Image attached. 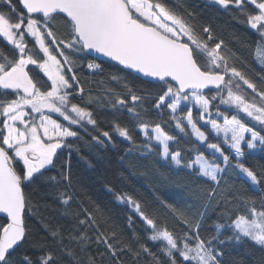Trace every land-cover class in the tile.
I'll use <instances>...</instances> for the list:
<instances>
[{
  "label": "snow or ice",
  "instance_id": "6c2138e0",
  "mask_svg": "<svg viewBox=\"0 0 264 264\" xmlns=\"http://www.w3.org/2000/svg\"><path fill=\"white\" fill-rule=\"evenodd\" d=\"M210 2L230 13L235 10L260 37L254 52L264 72V0ZM20 3L26 14L18 13L12 0H2L7 12L0 11V37L11 52L6 54L0 49V264H13V254L27 246L41 250L42 255L34 259L21 254L19 264H58V256L46 250L51 245L32 238L27 218L36 214V205L26 189L37 183L55 187L57 199L67 209L73 200L69 161L73 151L79 152L74 142L83 139L79 130L87 133L86 125L92 126L98 132L91 136L95 145L113 141L109 131L98 129L87 106L72 102L85 99V88L77 72L79 58L90 52L118 62L123 69L153 78L151 82L159 87L152 93L155 103L151 111L159 117L167 112L164 124L174 126L190 145L179 147L177 137L165 132L161 123L146 118L149 110L143 105L148 99L147 90L146 94H137L140 90L129 87L125 77L111 74L112 81L123 82L128 99L108 88L105 94L112 98L108 103L116 111L126 109L134 124L132 129L117 121L112 124L113 132L130 143L127 152L156 156L170 171L185 172L208 187L190 192L202 208L193 218L172 209L187 229L181 233L158 227L133 197L116 195L118 201L134 209L146 230H150L147 239L160 242V255L140 244L135 231L131 241L137 244L136 248L132 242L117 240L115 232L102 231L96 216L86 208L73 214L85 230L68 239L85 252L93 243L88 233L94 231L95 243L103 245L115 264H122L120 255L124 253L134 259L148 256L151 264H222L220 249L233 242L250 241L264 251V168L257 171L246 166L249 157L264 159V74L255 73V79L250 78L237 67L238 62L244 61L214 34L210 24L197 23L191 11L173 10L166 0ZM57 17L68 26L67 39H58L53 31ZM26 36L33 39V47L28 46ZM86 67L94 73L103 72L101 65L93 61ZM98 100L89 93L86 103ZM53 114L67 123L54 119ZM137 129L142 133L139 144L132 134ZM64 152L68 159L62 161ZM58 161L57 175H47L56 169ZM226 178L240 179L258 197L233 191ZM58 185H64L65 190L60 191ZM215 208H220L215 235L202 238V222L208 210ZM132 223L129 218L130 228ZM42 227L72 264H81L76 250L63 245L65 237L59 228L43 223ZM225 231L230 234L225 235ZM100 255L103 258L104 254ZM87 264H95V257L89 255Z\"/></svg>",
  "mask_w": 264,
  "mask_h": 264
},
{
  "label": "trees",
  "instance_id": "16d2710c",
  "mask_svg": "<svg viewBox=\"0 0 264 264\" xmlns=\"http://www.w3.org/2000/svg\"><path fill=\"white\" fill-rule=\"evenodd\" d=\"M166 2L173 10L193 12L196 15L197 23L210 24L214 34L223 39L225 45L244 61L243 64L238 62L237 67L244 70L250 78L255 79V73L264 74L256 61L257 54L254 52L256 41L260 37L243 22L245 18L239 16L235 10L231 13L224 11L212 4L210 0H166ZM12 3L18 13L26 14L22 10L19 0H12ZM0 11L7 12V8L2 6V0H0ZM12 19L15 20V16ZM53 31L58 39L68 38V26L60 17H57L54 22ZM26 40L30 48L34 46L32 38L26 36ZM0 49H3L6 54H11L10 47L2 37H0ZM79 61L80 68L77 75L85 88V99L84 101L73 99L72 102L87 106L93 112L98 129L109 131L113 136V141L111 143L105 141L103 146L95 145L91 142V136L97 135L98 132L92 126L86 125L87 133L79 130L83 139L74 142L75 146L79 148V152L73 151L69 161L73 178L71 189L73 200L67 209L57 199L55 187L37 183L32 188L26 189L32 203L36 205L33 210L36 214L27 218L32 238L40 243L51 245L46 250L53 251L58 256V264H72V261L62 254L61 246L57 245L42 227V223L48 224L54 229L59 228L65 237L63 245L76 250L77 256L81 257V264H87L89 255L95 257V264H115V261L105 252L103 245L98 246L95 243L94 231L88 233L92 237L93 243L85 252L79 250L75 241L68 239L69 235L78 236L80 232L85 230L79 226L73 214L80 212L81 208H86L96 216L102 231L106 233L115 232L117 240L123 243L132 242V233L135 231L139 236L140 244L146 245L153 253L160 255V242L154 243L147 239L151 234L150 230H146V225L134 209L130 205L118 201L116 195L127 194L133 197L141 204L143 211L155 219L158 227L166 226L174 233H181L187 229L172 209L186 212L189 218H193L202 208L200 201H193L190 192L193 189L202 191L208 185L203 181L195 180L185 172L170 171L156 156L145 157L139 151L128 153L130 143L113 132V121H117L121 125H127L130 129L134 127L126 109L116 111L108 103L112 99L105 94V89L108 88L124 94L125 99H128L123 82L117 83L110 79L111 74H116L125 77V82L134 91L140 90L137 91V94H146L144 90H147L148 99L143 105L144 108L149 110L146 118L161 123V127L164 128L165 132L177 137L180 140L179 147H190L174 126L164 124V121L168 120L167 112L163 117H159L151 111L152 105L155 103L152 93L159 87L157 83L143 80L106 61H95V63L101 65L103 72L94 73L86 67L89 61H94L88 55L81 56ZM41 77L46 79L42 73ZM34 78L37 77L34 76ZM247 91L250 93V90ZM89 93L92 97L99 98L98 102L87 104ZM11 98L13 97H9V99ZM129 107H131V104H129ZM193 116L194 118L197 116L195 110H193ZM74 130L78 129H75L74 126ZM132 134L137 144L142 143V133L138 129L133 131ZM172 150L176 149L172 148ZM67 159V152L62 153L61 160ZM246 166L259 171L264 168V159L259 156L256 158L249 157ZM59 170L60 162L58 161L56 169H53L47 175L55 176ZM226 179L228 185L233 187V191L258 197L259 194L254 190H250L240 179ZM57 187L60 191L65 190L64 185H58ZM109 189H112V191H109ZM168 206H171V208ZM219 211L220 208L208 210L202 222V238L215 235L214 225L218 220L217 213ZM81 218H83L82 215ZM129 218L133 222L131 228L129 227ZM219 222L223 223L224 221L220 220ZM228 234L230 233L225 231V235ZM132 247L136 248L137 244L132 242ZM220 250L223 252L222 264H264V251L250 241L239 244L228 243ZM101 253L104 254L103 258H101ZM21 254L29 255L35 259L42 255V251L27 246L26 249L13 254V264H19ZM160 258L162 261L164 260L162 255ZM120 260L122 264H151V258L148 256L134 259L128 253L121 254Z\"/></svg>",
  "mask_w": 264,
  "mask_h": 264
},
{
  "label": "water",
  "instance_id": "95a60500",
  "mask_svg": "<svg viewBox=\"0 0 264 264\" xmlns=\"http://www.w3.org/2000/svg\"><path fill=\"white\" fill-rule=\"evenodd\" d=\"M19 3H20V0H19ZM21 5V8L22 10L26 13V9L23 8L22 4L20 3ZM88 56H90L91 58L95 59L97 62H111L117 66H119L120 68L123 69V66L119 65L118 62H115V61H112L110 58H107V57H103L101 56L100 54L98 53H95V52H90L89 54H87ZM140 78H142L143 80H147V81H152L153 78H150V77H144L142 73H136L134 72L133 70H128V69H124Z\"/></svg>",
  "mask_w": 264,
  "mask_h": 264
},
{
  "label": "rangeland",
  "instance_id": "374dc122",
  "mask_svg": "<svg viewBox=\"0 0 264 264\" xmlns=\"http://www.w3.org/2000/svg\"><path fill=\"white\" fill-rule=\"evenodd\" d=\"M37 47H38V46H37ZM193 110H195V108H194ZM195 112L197 113L196 110H195ZM53 118H54V119H59L60 122H62V123H65V124L67 123V122L63 121L62 118H59V117H58V114H53ZM241 118H242V119H245V122H248L247 119L243 117V115H241ZM262 135H264V133H262Z\"/></svg>",
  "mask_w": 264,
  "mask_h": 264
}]
</instances>
